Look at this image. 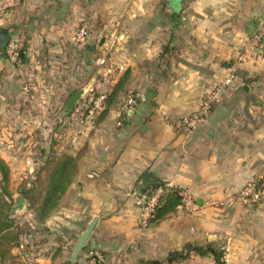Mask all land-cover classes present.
<instances>
[{"label":"crops","instance_id":"obj_1","mask_svg":"<svg viewBox=\"0 0 264 264\" xmlns=\"http://www.w3.org/2000/svg\"><path fill=\"white\" fill-rule=\"evenodd\" d=\"M83 23L88 35L79 41ZM254 33L260 45L236 67L237 82L185 132L180 117L225 78L241 42ZM0 40L3 46L14 40L21 50L16 65L0 54V117L13 122L53 117L44 104L37 114L21 105L27 98L21 80L40 77L46 58L50 73L107 72L97 84L110 93L103 107L76 135L66 126L56 141L55 154H72L78 168L46 224L69 225L59 232L64 239L77 232V240L96 217L87 236L97 240L93 245L114 251L151 244L156 225L138 220L147 173L190 191L191 227L227 232L232 264H264V197L254 203L238 197L264 176V0H19L0 15ZM85 43L94 56L80 66L71 58ZM75 90L56 89L59 98ZM129 92L135 103L125 109ZM66 100L54 113L63 121L72 110H62ZM39 246L33 256L42 264L52 246Z\"/></svg>","mask_w":264,"mask_h":264},{"label":"rangeland","instance_id":"obj_2","mask_svg":"<svg viewBox=\"0 0 264 264\" xmlns=\"http://www.w3.org/2000/svg\"><path fill=\"white\" fill-rule=\"evenodd\" d=\"M9 42L10 40L3 46V49H0V54L16 65L21 60L20 45L15 44L14 50L16 53H9ZM89 45L91 43L84 44L85 51L79 53L78 58H76L77 56L71 58L73 61L77 60L80 66L86 65L87 57L92 59L94 56H92V51L89 50ZM98 52H102L101 49ZM99 54L97 53L96 56H99ZM71 59H66L65 62L72 64ZM60 61L62 63V60ZM43 62L44 71L41 70L40 77L27 74L21 80L23 94L27 96L24 99V104L22 103L21 105L26 106L29 109L28 112L37 114L41 108L45 109L42 106L44 104L48 113L52 114L53 117L49 116V119L46 120V118L40 119L41 116H34L30 117V119L28 118L27 121L21 120L18 122L8 120L7 116H5L7 118L0 117V157L8 167L6 179H3L0 172V221L11 226L13 233L14 231H19L18 238L14 242L18 247L13 252L12 249L15 245L12 246L13 240H11L9 242L11 256L3 261L0 260V264H8V261L12 264H41L39 260H35L33 252H38L39 244L44 241H47L52 248L48 250V259L42 264H73L76 261L84 263L88 259L86 255L91 249H98L103 257L99 263L95 264H138L142 260H145L144 264H153L150 262L151 259H158L159 264H218L215 262L213 253L200 254L196 250L190 249V247L195 245L213 248L222 264H232L227 246V232L217 231L210 234V232H204L203 230L205 229H203L197 233L196 228L194 226L191 227L192 223L190 221H193L194 201H192V206L182 205L180 206L182 207L181 209H177L178 206H176L174 209L165 212L162 209L158 211L157 215L151 220V224L156 225L157 228L155 234H153L154 238L149 236V240L153 239L149 245L142 246L135 239L131 240L132 237H130L128 239L129 242L132 241L138 245L135 244L133 246L132 243L129 246L127 245L129 248L126 250L110 251L102 249L98 245H93L92 241L96 242L97 240H90L91 236H89L78 255L71 261L70 254L73 251L77 232H72L67 239H64L63 233L59 231L62 230V227L69 229V225L61 226V224L57 225L54 223L48 225L45 222V219L59 208L62 196L69 185L56 198V202L49 210L40 211V205L48 191L46 180L47 161L56 156L55 144L59 134L61 131H65L66 126H70V123L65 118L63 121V119L54 115L59 104L64 105L63 102L68 97V94H64L59 98L56 89L63 85H68L70 90L78 89L92 81L89 89L93 87L98 89L96 91H99L102 86L99 87L97 84L101 85L102 78L107 75V72L100 71L97 68L95 70L90 68L91 72L89 73L84 66L85 70H79V74H76L75 70L73 73H50L47 67L51 68L52 62L47 58ZM222 81L217 82L208 91L215 89ZM236 82L237 78H234L231 83L222 85V88L218 91V96L220 97V92L223 89L231 88ZM95 85H97V88L94 87ZM106 91L108 99L110 93L108 92L109 90ZM57 100L62 102V104L58 103L57 105ZM5 106V110H7V103ZM62 110L66 111L63 106ZM0 113L2 114L3 112ZM18 195L22 196L20 202L17 201ZM82 226L78 228V232ZM184 227L187 228L186 231ZM68 232L71 233V231ZM160 235L162 236L159 238ZM142 237L145 239L147 234H142ZM63 241H68L65 246H63ZM174 251L186 252V255L177 256L176 259L169 262L168 257ZM139 252L145 253L142 258L137 256Z\"/></svg>","mask_w":264,"mask_h":264},{"label":"built area","instance_id":"obj_3","mask_svg":"<svg viewBox=\"0 0 264 264\" xmlns=\"http://www.w3.org/2000/svg\"><path fill=\"white\" fill-rule=\"evenodd\" d=\"M19 0H0V15L5 13L8 8H11ZM88 35V27L86 23L80 25L77 33L79 41H84ZM15 41L10 40L8 44V52H15ZM260 45V34L254 33L249 37H246L239 47L237 55L230 66V72L224 78L222 83H219L215 89L208 91L202 98L198 107L193 112L182 115L179 122L182 124L185 132H190L195 126L196 122L200 120L208 111L211 110L212 105L219 99L218 91L222 88V85L231 83L235 75L236 67L242 63L245 58ZM97 88V87H95ZM88 89L82 97L76 102L74 107L69 113L68 123L73 134L76 135L79 131L81 123L92 117L97 110L103 107V104L107 101L108 93L106 90ZM135 103L134 93L129 92L126 98L125 109L131 108ZM177 191L180 198L179 205L192 206V194L190 191L181 185H177L172 181H164L161 184L155 186L150 192H144L141 196L139 203L138 220L141 227H146L152 220L155 210L165 193L168 191ZM238 197L242 202L254 203L261 200L264 197V176L260 178H253L246 183L239 191ZM88 259L84 263L76 261L73 264H95L99 263L103 257L98 249L89 250L86 255Z\"/></svg>","mask_w":264,"mask_h":264},{"label":"trees","instance_id":"obj_4","mask_svg":"<svg viewBox=\"0 0 264 264\" xmlns=\"http://www.w3.org/2000/svg\"><path fill=\"white\" fill-rule=\"evenodd\" d=\"M64 109L66 111H69L66 108V105ZM47 167L48 171L46 174V180L48 191L40 205L41 212L42 210L43 212L49 210L52 205L56 202V198H58L60 194L65 191L69 183L73 180L78 168L77 159L72 154L61 153L59 155H56L55 157L50 158V160L47 161ZM0 172L2 174L3 179H6L8 174V167L1 157ZM161 183H163V181L157 178L143 183L144 192H150L155 186ZM180 198L181 196L175 190L168 191L167 193H165V195H163V197L161 198L153 217H155L158 211H160L161 209L163 210V212L174 209L178 204H180ZM18 235L19 231H14L13 233V231L11 230V226H9L7 223H4L3 221H0V260L3 261L5 258L11 256V248L9 242L13 240L12 246L16 245V243L14 242L17 240ZM190 249L196 250L198 253L201 254L211 252L214 254L216 262L218 264H222V262L219 261L218 255L216 254L215 250L211 247H202L195 245L190 247ZM184 255H186V252H171L168 257V261L171 262L172 260L176 259L177 256ZM150 262L153 264H159L158 259H151ZM144 263L145 260H142L138 264ZM8 264L12 263H9L8 261Z\"/></svg>","mask_w":264,"mask_h":264},{"label":"water","instance_id":"obj_5","mask_svg":"<svg viewBox=\"0 0 264 264\" xmlns=\"http://www.w3.org/2000/svg\"><path fill=\"white\" fill-rule=\"evenodd\" d=\"M3 47V42L0 40V49ZM92 84V81H89L88 84L86 86H83V87H80L78 89H76L74 92H72L68 97H67V100H66V108L68 110H71L74 106V104L82 97V95L90 88ZM154 177H152L151 175L149 174H144V177H143V183L147 182V181H150V180H153ZM22 199V196L21 195H18L17 197V201H21ZM95 220H96V217H93L89 223L86 225V228L81 232L79 233L78 237H77V240H76V243L73 247V251L71 253V261H73L75 259V257L78 255V253L80 252V250L82 249L83 245H84V242L87 238V236L89 235L90 231L92 230L93 226H94V223H95Z\"/></svg>","mask_w":264,"mask_h":264}]
</instances>
